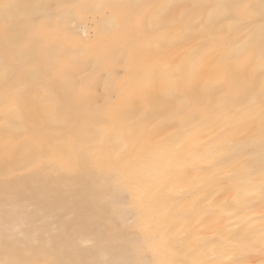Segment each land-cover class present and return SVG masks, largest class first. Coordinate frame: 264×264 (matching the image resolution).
I'll use <instances>...</instances> for the list:
<instances>
[{"label":"snow or ice","instance_id":"obj_1","mask_svg":"<svg viewBox=\"0 0 264 264\" xmlns=\"http://www.w3.org/2000/svg\"><path fill=\"white\" fill-rule=\"evenodd\" d=\"M257 208L264 0H0V264H264Z\"/></svg>","mask_w":264,"mask_h":264},{"label":"bare ground","instance_id":"obj_2","mask_svg":"<svg viewBox=\"0 0 264 264\" xmlns=\"http://www.w3.org/2000/svg\"><path fill=\"white\" fill-rule=\"evenodd\" d=\"M116 71H119L117 68ZM63 151L66 153L63 158H62V163L65 164L66 166L72 167L76 163L73 154L71 153L70 148H65ZM102 163L108 164L110 163L109 161H102ZM261 211H264V209L257 208L254 212L249 213L250 216H259ZM206 235L209 237V239H213V233L211 231H207ZM87 243V242H86Z\"/></svg>","mask_w":264,"mask_h":264}]
</instances>
